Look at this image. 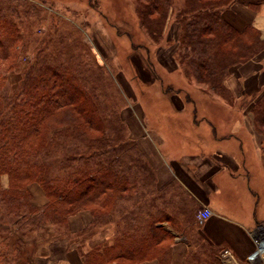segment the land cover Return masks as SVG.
<instances>
[{
  "label": "trees",
  "instance_id": "trees-1",
  "mask_svg": "<svg viewBox=\"0 0 264 264\" xmlns=\"http://www.w3.org/2000/svg\"><path fill=\"white\" fill-rule=\"evenodd\" d=\"M140 1L143 5L140 13L151 34L161 31L169 10L176 14L184 27L185 68L217 93H227L224 80L233 64L255 58L264 50V38L257 28L246 25L237 29L223 18V9L235 0H181L185 2L182 9H178V0ZM1 16L0 58H6L19 32ZM3 84L0 76V264H37L35 257L49 243L89 236L96 227L104 225L111 226L112 244L105 251L95 246L84 252V263L122 264L125 260L144 258L154 243L163 241L161 235L166 237L170 232L156 231L160 227L155 224L161 220L166 219L171 226L176 221L179 229L182 225L178 216L186 214L185 223L189 225L188 212L183 213L185 207H179L176 218L168 212H163V217L148 213L144 230L132 228L136 218L128 215L129 208L117 207L118 202L125 200L126 194L149 186L146 185L149 180L153 182L149 186L151 192H155L153 169L144 158H131L139 169L132 168L126 158L115 159L114 145L118 151L125 147L123 140L116 144L121 135H105L100 110L74 75L59 66H47L30 80L19 81L21 97L10 100L9 108L4 106L8 98ZM61 89H67L70 94H62ZM180 92L168 87L163 93ZM255 97L249 101L253 123L255 131L264 136V89ZM114 120L119 124L118 119ZM64 126L69 127L68 131L61 130ZM62 133L64 138L69 134L74 135L72 139L81 137L88 147L63 153L67 141L57 138ZM57 152L64 158L57 157ZM55 160H58L57 170L53 166ZM3 175L8 177L6 187L1 184ZM32 182L42 188L47 198L41 206L31 203L27 186ZM80 210L90 211L92 220L72 234L67 217ZM60 222L63 233H50L49 226ZM39 238L44 241H38Z\"/></svg>",
  "mask_w": 264,
  "mask_h": 264
},
{
  "label": "rangeland",
  "instance_id": "rangeland-1",
  "mask_svg": "<svg viewBox=\"0 0 264 264\" xmlns=\"http://www.w3.org/2000/svg\"><path fill=\"white\" fill-rule=\"evenodd\" d=\"M177 6L182 9L185 2L178 0ZM141 8L143 5L140 0H0V16L19 32L10 54L6 58H0V76L4 79L3 89L8 98L4 106L9 108L10 100L21 97L19 81L30 80V77L42 73L47 66H59L61 70L75 76L81 89L98 107L103 116L105 135H121V140H117L116 144L123 140L125 147L118 151V147L114 145L112 154L115 159L121 161L122 157L126 158L132 168L139 169L137 162H131L132 156L147 158L136 137L148 135L157 140V135H166L167 138L168 130L164 121L167 123L170 114L176 125L191 131L190 120L193 106H196V118L206 115L213 117L216 123L219 121L226 126L225 121L229 124L232 120L231 117H226L228 108L245 107L251 99L256 98L253 96L247 100V96L241 95L242 85L235 74L230 76L228 73L224 80L228 90L225 94L217 93L208 84L196 79L185 68L183 58L186 56L182 42L184 27L176 14L169 10L161 31L151 34L147 23L143 22ZM236 65L233 64L231 69L235 71ZM168 87L180 89L181 92L164 94V89L168 90ZM60 92L70 94L67 89H61ZM236 114H232L233 119L238 117ZM247 114L251 118L248 119L251 120V129L255 130L253 110H249ZM114 119H118L119 124ZM202 125L206 127L205 123ZM68 128L64 126L61 130L68 131ZM237 133L247 140L248 133L244 129ZM171 134L174 135L173 132ZM73 136L69 134L64 138L63 133L57 136L58 139L61 138L59 140L67 141L63 153L88 147L81 137L76 140L72 139ZM154 143L160 152L165 149L162 141ZM245 146L251 147V143ZM138 147L139 151L136 149ZM56 156L64 158L61 152H57ZM147 163L151 166L148 160ZM246 163L259 173L258 179L262 183L259 181L258 188L262 191L264 179H261V173H264V169L252 159L251 164L249 160L250 165ZM53 166L57 170L58 160L54 161ZM262 166L264 167V161ZM154 177L157 185L159 182L155 173ZM149 182L146 185L153 183L150 180ZM1 184L7 186V175L1 177ZM149 186L126 194L125 200L119 201L117 205L129 208L128 215L136 218L132 228L139 231L144 230L148 213L161 217L168 212L175 218L178 216L179 209L171 208L165 203L166 194L157 191L156 187V191L151 192L153 189ZM27 188L33 205L41 206L46 202L47 198L37 183L32 182ZM147 189L149 191L146 192ZM199 209H182L183 213L188 212L189 215L188 226L191 229L187 230H198L200 223L196 220V213ZM81 211L88 210L69 215L67 226L69 218ZM120 215L118 213L116 217L119 219ZM185 215L178 216L181 227L186 224ZM161 222L164 224H155L160 227L156 231L178 229L176 221L172 226L166 219ZM62 226L63 222L49 226L50 233H63ZM97 229L96 227L94 233ZM38 241L43 242L44 239L39 238ZM132 261L125 260L122 264Z\"/></svg>",
  "mask_w": 264,
  "mask_h": 264
},
{
  "label": "crops",
  "instance_id": "crops-1",
  "mask_svg": "<svg viewBox=\"0 0 264 264\" xmlns=\"http://www.w3.org/2000/svg\"><path fill=\"white\" fill-rule=\"evenodd\" d=\"M222 15L237 29L254 26L264 38V0H235L223 9ZM263 58L264 50L256 58L236 65L235 71L229 69L230 76L235 74L241 82L240 93L247 100L264 89ZM193 107L191 131L176 125L170 114L167 123L164 121L167 138L157 135L156 140L147 135L136 140L157 176V190L166 194L165 203L171 208L207 207L212 213L198 230H187L191 227L184 224L169 231L166 237L161 235L163 241L154 243L144 258L129 264H225L221 256L224 249L231 252L238 264H248L255 248L251 232L257 224L264 223V187L262 191L258 188L260 175L246 162L249 164L250 160L251 164L252 159L264 169V136L251 129L247 114L251 104L228 108L226 117L232 120L229 124L225 121L226 126L206 115L196 118L198 110ZM232 114L238 117L233 119ZM243 129L248 133L247 140L237 133ZM158 141L165 147L161 152L154 143ZM250 143L251 147L245 146ZM91 220L88 211H81L69 218V231L76 234ZM112 234L111 226L104 225L89 236L53 241L37 254L36 263L85 264L83 253L95 246L105 251L113 242Z\"/></svg>",
  "mask_w": 264,
  "mask_h": 264
},
{
  "label": "built area",
  "instance_id": "built-area-1",
  "mask_svg": "<svg viewBox=\"0 0 264 264\" xmlns=\"http://www.w3.org/2000/svg\"><path fill=\"white\" fill-rule=\"evenodd\" d=\"M211 213L209 208L203 207L196 213V220L201 223L208 218ZM251 233L255 240V248L248 257V264H264V223L257 224ZM221 256L225 264H238L228 249H224Z\"/></svg>",
  "mask_w": 264,
  "mask_h": 264
}]
</instances>
